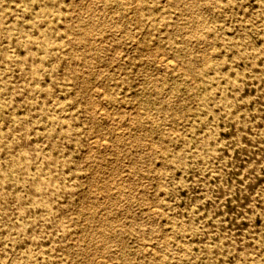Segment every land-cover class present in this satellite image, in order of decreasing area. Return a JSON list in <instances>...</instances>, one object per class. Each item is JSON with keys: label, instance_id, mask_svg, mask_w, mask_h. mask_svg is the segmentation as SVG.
<instances>
[{"label": "rangeland", "instance_id": "rangeland-1", "mask_svg": "<svg viewBox=\"0 0 264 264\" xmlns=\"http://www.w3.org/2000/svg\"><path fill=\"white\" fill-rule=\"evenodd\" d=\"M87 1L0 0V264H264V0Z\"/></svg>", "mask_w": 264, "mask_h": 264}, {"label": "bare ground", "instance_id": "bare-ground-1", "mask_svg": "<svg viewBox=\"0 0 264 264\" xmlns=\"http://www.w3.org/2000/svg\"><path fill=\"white\" fill-rule=\"evenodd\" d=\"M20 1V0H19ZM87 1V0H86ZM136 1V0H135ZM134 0H126V3H128V4H132V3H134L135 2ZM187 1V0H186ZM189 1V0H188ZM88 2V1H87ZM125 3V2H124ZM86 6V5H85ZM99 8V7H98ZM79 9V8H78ZM86 10H87V8H86ZM97 11V10H96ZM179 13V12H178ZM129 14V13H128ZM189 14V13H188ZM94 15V14H93ZM181 16V15H180ZM185 32V31H184ZM207 37V36H206ZM135 38V37H134ZM111 43V42H110ZM213 45H211V47H212ZM210 47V46H209ZM210 47V48H211ZM97 48V47H96ZM100 48V47H99ZM203 50V49H202ZM207 50V49H206ZM199 51V50H198ZM158 52H160V51H158ZM199 53V52H198ZM207 53H210V52H207ZM207 53H206V51L204 52V53H202V55H200L201 56V58L202 59H206L207 58ZM154 57H155V60L156 61H158L160 64H163V65H167V66H169V65H172L173 64V62H172V60H174L173 58H169L168 56H166L165 55V53L163 54V53H156V54H154ZM161 66V65H160ZM178 67H180V66H177V68ZM157 74V73H156ZM153 75H155V74H153ZM155 77V76H154ZM156 78V77H155ZM157 79V78H156ZM138 84V83H137ZM92 89V88H91ZM89 91H91V90H89ZM88 95V94H87ZM99 96V95H98ZM92 104H94V103H92ZM90 105H91V103H90ZM105 105H106V103H105ZM94 107H96V103H95V106ZM94 107L92 106L91 108H93L94 109ZM91 108H90V110H91ZM102 108V107H101ZM104 108H106V107H104ZM104 108H102V109H104ZM108 109H109V107H107ZM120 108V107H119ZM135 108H137L136 106H135ZM98 109H100V107L98 108ZM107 109V110H108ZM106 110V111H107ZM103 111H105V110H103ZM133 111H135V110H133ZM132 111V112H133ZM137 111H138V109H137ZM97 112H98V110H97ZM96 112V113H97ZM126 112H128V111H126ZM131 112V113H132ZM112 113V112H111ZM94 114V113H93ZM111 117L113 118L114 117V115L112 116L111 115ZM119 117V116H118ZM111 118V119H112ZM116 118V117H115ZM110 119V120H111ZM114 119V118H113ZM116 121V120H115ZM131 121H132V119H131ZM112 125V124H111ZM114 125V124H113ZM116 125H117V123H116ZM115 125V126H116ZM117 127H118V125H117ZM120 127V126H119ZM118 127V128H119ZM116 129V128H115ZM173 130H174V128H173ZM115 131V130H114ZM175 131V130H174ZM114 133H116V132H114ZM127 133V132H126ZM125 133V134H126ZM115 135V134H114ZM100 136V135H99ZM102 137V136H101ZM89 138V137H88ZM99 139H101V138H98L97 137V134H96V137L95 138H92L91 139V141L89 142V143H95V144H102L103 142L101 141V140H99ZM106 139V138H105ZM88 140V139H87ZM108 140V139H107ZM153 142H151V144H152ZM88 144V143H87ZM154 144V143H153ZM150 145V144H149ZM110 146V145H109ZM151 146V145H150ZM149 146V147H150ZM133 147V146H132ZM158 147V146H157ZM151 148V147H150ZM107 150V149H106ZM103 152V151H102ZM91 153V152H90ZM108 185H110V184H108ZM120 185V184H119ZM106 187H108L107 186V183H106ZM126 189V188H125ZM120 190V189H119ZM124 192V191H123ZM122 192V193H123ZM162 192V191H161ZM126 193V192H125ZM163 196V195H162ZM101 198V197H100ZM167 198V197H166ZM112 200V199H111ZM170 200V199H169ZM85 203H87V202H85ZM151 205V204H150ZM153 205V204H152ZM148 206V205H147ZM149 208V207H148ZM155 208V207H154ZM153 208V209H154ZM157 208V207H156ZM152 209V208H151ZM153 211V210H152ZM120 218V217H119ZM113 225V224H112ZM169 236V235H168ZM75 237V236H74ZM163 237H164V234H163ZM166 237V236H165ZM166 238H169V237H166ZM159 241V240H158ZM146 244V243H145ZM145 244H144V246H145ZM183 245V244H182ZM143 246V247H144ZM148 246L150 247V245H147V248H148ZM152 246V245H151ZM152 249V248H151ZM150 252H151V250H150ZM105 258V257H104ZM96 262V261H95ZM106 262V261H105ZM108 262V261H107ZM106 264V263H105ZM114 264V263H113Z\"/></svg>", "mask_w": 264, "mask_h": 264}]
</instances>
